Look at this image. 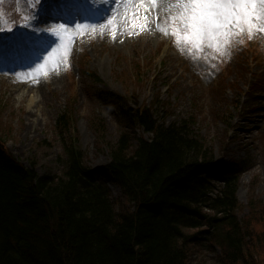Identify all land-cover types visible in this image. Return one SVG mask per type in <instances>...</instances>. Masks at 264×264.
<instances>
[{"label": "rangeland", "instance_id": "rangeland-1", "mask_svg": "<svg viewBox=\"0 0 264 264\" xmlns=\"http://www.w3.org/2000/svg\"><path fill=\"white\" fill-rule=\"evenodd\" d=\"M49 1L36 9H31L36 0L21 3L25 27L14 25L0 33L2 48L13 38L22 49L29 43L40 57L27 65L23 56L10 57L18 51L2 49L4 55L0 54V65L12 70L0 73V143L8 153L23 165L35 157L38 171H44L45 165L57 173L62 168L56 161L60 148L55 123L70 107L76 145L88 166L101 168L127 127L121 110L149 106L165 125H178L191 116L192 131L205 147H211L214 157L222 164L244 165L236 191L239 217L247 213L250 198L264 203V32L251 38L245 33L247 49L236 43L224 55L212 49L190 53L170 35L172 23L166 17L174 15L175 9L165 12L156 4L157 13L149 15L143 1L121 0L128 12L119 24L109 14H101L114 26L103 34L88 22L78 23L80 28L65 25L68 51L60 60L54 52L61 44L56 33L64 34V29L39 23L41 8ZM79 2L91 18L105 5L104 0ZM152 25L159 30L153 31ZM32 30L48 34L38 37ZM55 39L57 43L52 42ZM84 69L96 80L86 78ZM72 84L74 89H69ZM131 135L130 144L137 135L147 136L135 126ZM223 151L226 154L221 156ZM102 180L117 197L119 190L110 176L102 175ZM217 255L216 248L203 247L194 260L218 264Z\"/></svg>", "mask_w": 264, "mask_h": 264}, {"label": "trees", "instance_id": "trees-1", "mask_svg": "<svg viewBox=\"0 0 264 264\" xmlns=\"http://www.w3.org/2000/svg\"><path fill=\"white\" fill-rule=\"evenodd\" d=\"M70 114L55 123L57 173L38 171L35 157L23 165L0 143V264H197L203 247L218 250V264H264V203L250 198L239 217L244 165L222 164L190 121L122 110L127 127L103 168L114 197L86 164ZM135 125L148 137L130 144Z\"/></svg>", "mask_w": 264, "mask_h": 264}, {"label": "snow or ice", "instance_id": "snow-or-ice-1", "mask_svg": "<svg viewBox=\"0 0 264 264\" xmlns=\"http://www.w3.org/2000/svg\"><path fill=\"white\" fill-rule=\"evenodd\" d=\"M152 7H156V0H152ZM160 8L165 12L175 9L174 15L166 17L172 23L170 35L190 53L212 49L224 55L234 44L242 43L240 38L245 33L251 38L256 32H264V0H176L175 4L161 0ZM61 28L64 34L56 33L61 44L54 50L60 60L68 51L67 27Z\"/></svg>", "mask_w": 264, "mask_h": 264}, {"label": "bare ground", "instance_id": "bare-ground-1", "mask_svg": "<svg viewBox=\"0 0 264 264\" xmlns=\"http://www.w3.org/2000/svg\"><path fill=\"white\" fill-rule=\"evenodd\" d=\"M143 3L145 5L146 11L148 12L149 15H152V13H155V14L157 13V7H155V8L152 7V0H143ZM156 4L160 5L159 0H156ZM153 30L154 31H158V28L153 27ZM2 49H4V48H2V47L0 48L1 56L4 55V50H5V49L4 50H2ZM6 49H13L14 51H18V54L17 53L13 54V57L16 56V55L19 56V57L23 56L24 61L29 59V55L23 51V49L18 45V43L16 41H10L8 43ZM32 92L34 93V92H37V91L36 90H32ZM34 99H35V97L31 98L30 102H32Z\"/></svg>", "mask_w": 264, "mask_h": 264}]
</instances>
